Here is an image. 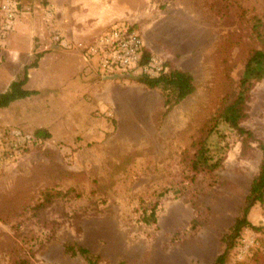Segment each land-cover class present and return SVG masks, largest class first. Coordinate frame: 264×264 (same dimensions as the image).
I'll return each mask as SVG.
<instances>
[{"label":"rangeland","instance_id":"1","mask_svg":"<svg viewBox=\"0 0 264 264\" xmlns=\"http://www.w3.org/2000/svg\"><path fill=\"white\" fill-rule=\"evenodd\" d=\"M25 4L0 40V93L37 58L25 87L38 94L0 109V137L22 140L0 168V264H84L65 253L67 244L86 247L100 264H211L261 160L264 80L249 91L240 123L250 137L218 113L262 46L252 27L264 18V0ZM120 22L138 31L151 56L193 76L194 92L166 115L160 91L137 82L141 72L101 78L73 47ZM36 128L50 138H35ZM203 136L219 166L193 176L191 144ZM68 189L81 194L37 208L42 192ZM154 205L155 222L144 224ZM248 220L262 231L244 229L224 264H264V204Z\"/></svg>","mask_w":264,"mask_h":264},{"label":"trees","instance_id":"2","mask_svg":"<svg viewBox=\"0 0 264 264\" xmlns=\"http://www.w3.org/2000/svg\"><path fill=\"white\" fill-rule=\"evenodd\" d=\"M253 24V31L256 38L261 43V48L253 49L244 64L242 74L239 78L236 92L233 99L226 103L219 111L218 116L227 123L228 126L235 130L240 135L250 137L249 131L244 130L240 123L247 117L246 103L248 100V93L252 87L264 80V18H255ZM151 57V53L143 49V56L140 65L147 64ZM37 65V58L31 63L26 64L23 68L22 75L17 79L11 81L7 90L0 93V109L9 107L12 103L18 100L25 99V97L38 94L36 89H27L25 84L28 80L27 71L29 68ZM166 71H161L158 76H150L142 72L137 79V82L147 89L159 90L162 98V106L164 108L163 115H166L170 109L191 95L194 90V79L191 73L182 70V68L172 67L164 63L163 68ZM33 136L37 139H48L50 133L41 128H36L33 131ZM206 144V136L198 138L191 144L195 148L194 154L191 158L190 169L192 175L195 176L200 173L213 172L219 166V161L214 160L209 154ZM261 160L258 167V172L252 179L248 194L245 197L242 206L240 207L232 226L222 236V241L225 243L224 248L219 255L216 256L211 264H224L229 250L235 246V240L240 238L241 232L244 229L260 232L262 227L252 225L248 220V214L255 205L264 204V144L260 145ZM80 192L74 189L66 191H45L41 193L42 200L37 204L38 209L45 208L57 199L76 198L80 196ZM156 205L150 209L149 214H143L141 221L144 224H153L156 220ZM65 253L70 256H81L84 264H100V257L92 254L86 247L81 245H69L64 248ZM123 264V263H118Z\"/></svg>","mask_w":264,"mask_h":264},{"label":"built area","instance_id":"3","mask_svg":"<svg viewBox=\"0 0 264 264\" xmlns=\"http://www.w3.org/2000/svg\"><path fill=\"white\" fill-rule=\"evenodd\" d=\"M22 1L0 0V40H4L13 30L14 20L28 10V6ZM47 11L51 15V10ZM54 38L62 46H70L68 42L61 40L60 35L55 34ZM73 47L84 60L91 63L101 78L113 79L122 71L133 69L153 77L166 71L163 63L153 56L147 64L140 65L144 42L138 31L124 22L114 24L88 40H79ZM19 135L16 137L3 133L0 137V168L16 158L17 149L22 143ZM24 142L26 143L25 140Z\"/></svg>","mask_w":264,"mask_h":264},{"label":"crops","instance_id":"4","mask_svg":"<svg viewBox=\"0 0 264 264\" xmlns=\"http://www.w3.org/2000/svg\"><path fill=\"white\" fill-rule=\"evenodd\" d=\"M25 4V0L22 1ZM26 5V4H25ZM20 23H17V29L19 28ZM77 51V50H76ZM78 52V51H77ZM79 53V52H78Z\"/></svg>","mask_w":264,"mask_h":264}]
</instances>
